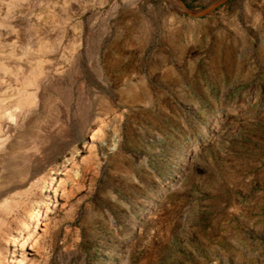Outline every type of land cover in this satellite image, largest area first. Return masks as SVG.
I'll list each match as a JSON object with an SVG mask.
<instances>
[{
  "label": "rangeland",
  "instance_id": "rangeland-1",
  "mask_svg": "<svg viewBox=\"0 0 264 264\" xmlns=\"http://www.w3.org/2000/svg\"><path fill=\"white\" fill-rule=\"evenodd\" d=\"M19 48L0 264H264V0H0Z\"/></svg>",
  "mask_w": 264,
  "mask_h": 264
},
{
  "label": "bare ground",
  "instance_id": "bare-ground-1",
  "mask_svg": "<svg viewBox=\"0 0 264 264\" xmlns=\"http://www.w3.org/2000/svg\"><path fill=\"white\" fill-rule=\"evenodd\" d=\"M33 14H34V12H33ZM36 14H37V12L35 13V15ZM44 21L45 20H44V16H43V22ZM10 44H12V43L10 42ZM26 44H25V46H27ZM23 45H21L22 48L24 47ZM17 51H19V52H18V55H16V57L14 55H5L4 58L0 59V133L1 134H2V132H4V129L6 128L5 127L6 124H10L11 125L14 122H17V118L22 113V109L24 110L23 107L26 106L27 103H29V101L31 100V93L28 91L29 89L27 90L28 92L26 94L25 91L23 90L24 87L25 86H34L36 84V82L38 81L37 79H35L36 75H34V74L37 73V75H38L39 72H35V71H34L35 73L33 72V73L30 74V79L31 80L30 81L27 80L28 83H25L26 80H24V79H21V78L18 79V77H17L18 81H17V79L14 81L13 78L10 81L11 77L9 78V75L13 73V71L17 68L18 63H20V60L18 59L19 55H21V54L24 55V53L22 52L21 48H19ZM8 56L11 57V58H6ZM19 80H22V81H19ZM22 90L24 91L25 94L22 93ZM33 101H35V100H33ZM31 103H33V102H30V104ZM56 112H57V110L55 111V113ZM22 114H24V113H22ZM60 115H62V114H60ZM56 116L59 117L58 114ZM0 145H1V141H0ZM34 148L38 149L39 147L37 145L36 146L34 145ZM53 183H54V178H52L49 181V183L47 184L48 188H47L46 192H48L49 191L48 189L51 187L50 193H52V191L54 190Z\"/></svg>",
  "mask_w": 264,
  "mask_h": 264
}]
</instances>
